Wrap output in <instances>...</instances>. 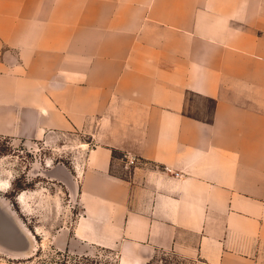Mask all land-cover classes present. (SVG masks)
Returning a JSON list of instances; mask_svg holds the SVG:
<instances>
[{"label":"crops","instance_id":"crops-1","mask_svg":"<svg viewBox=\"0 0 264 264\" xmlns=\"http://www.w3.org/2000/svg\"><path fill=\"white\" fill-rule=\"evenodd\" d=\"M69 131L68 250L264 264V0H0V135Z\"/></svg>","mask_w":264,"mask_h":264},{"label":"rangeland","instance_id":"rangeland-1","mask_svg":"<svg viewBox=\"0 0 264 264\" xmlns=\"http://www.w3.org/2000/svg\"><path fill=\"white\" fill-rule=\"evenodd\" d=\"M83 136L69 131L26 141L0 135V264H32L28 257L39 250L37 257L46 259L42 264H60L61 253H70L67 263L74 262L77 253L63 240L80 205L48 173L58 163L70 164ZM88 256L96 259L94 264H117L118 253L97 246Z\"/></svg>","mask_w":264,"mask_h":264},{"label":"trees","instance_id":"trees-1","mask_svg":"<svg viewBox=\"0 0 264 264\" xmlns=\"http://www.w3.org/2000/svg\"><path fill=\"white\" fill-rule=\"evenodd\" d=\"M40 251L41 250H39L38 252H36V253H34V254H32V255H30L28 257L29 259H32V261H33L32 264H42L43 262L46 261V259L38 258L37 257V256L40 255ZM69 254L61 253V255L64 256V258L63 257H60V260H59L60 264H68L67 263V260L69 258L68 256H70ZM73 259H74V262H72V264H94L96 262V259L95 258H92V257H90L88 255H85V254H81V255L80 254H77V255H75L73 257ZM85 260L87 262H85ZM12 264H15V263H12Z\"/></svg>","mask_w":264,"mask_h":264},{"label":"built area","instance_id":"built-area-1","mask_svg":"<svg viewBox=\"0 0 264 264\" xmlns=\"http://www.w3.org/2000/svg\"><path fill=\"white\" fill-rule=\"evenodd\" d=\"M129 163H135L136 157H131L128 159Z\"/></svg>","mask_w":264,"mask_h":264}]
</instances>
